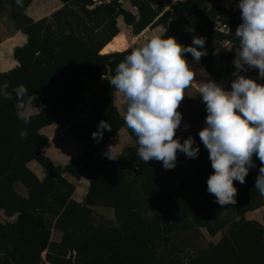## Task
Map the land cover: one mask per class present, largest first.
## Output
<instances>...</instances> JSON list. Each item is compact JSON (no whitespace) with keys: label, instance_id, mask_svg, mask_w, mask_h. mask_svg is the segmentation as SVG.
I'll return each instance as SVG.
<instances>
[{"label":"trees","instance_id":"16d2710c","mask_svg":"<svg viewBox=\"0 0 264 264\" xmlns=\"http://www.w3.org/2000/svg\"><path fill=\"white\" fill-rule=\"evenodd\" d=\"M29 1L20 7L16 0H0L13 27L25 34V41L12 47L16 64L0 70V85L7 83L12 95L0 97V208L14 215L0 221V264H264V216L262 221L243 216L264 204L254 187L258 158L253 156L256 166L244 184L233 181L236 203L221 206L207 191L213 169L200 139L193 145L199 154L190 158L189 170L180 164V152L170 170L156 160L142 162L136 137L110 97L114 88L109 80L134 49L135 35L127 33L126 25L132 34L161 25L162 37H174L183 46L192 45L193 36L204 38L203 49L197 48L206 55L199 62L215 82L228 72L223 88L230 90L239 42L213 29V23L239 25L234 13L222 0H175L165 9L162 0H127L134 10L120 0H60L48 15L33 19L23 11ZM190 14L198 17L194 31H189ZM223 39L229 48L216 50L213 42ZM184 58L193 59L190 53ZM243 75L264 84L257 69L245 66ZM21 85L29 96H37L33 106H45L43 112H31L27 126L15 110L13 89ZM195 100L206 112L199 94ZM101 120L111 131L97 142L91 134ZM51 122L66 126L81 145L80 153L64 164L53 163L41 151L47 136L39 128ZM121 126L133 143L112 160L104 144ZM21 130L27 131L26 139L19 137ZM31 159L44 168L41 178L28 167ZM63 172L86 176L82 200L71 196L74 184ZM16 182L25 187V195L15 189ZM93 205L111 207L113 218L95 222ZM51 226L61 231L58 241L49 239ZM199 227L209 235L220 231V237L199 245Z\"/></svg>","mask_w":264,"mask_h":264},{"label":"clouds","instance_id":"9594fccd","mask_svg":"<svg viewBox=\"0 0 264 264\" xmlns=\"http://www.w3.org/2000/svg\"><path fill=\"white\" fill-rule=\"evenodd\" d=\"M23 7V0H16ZM241 23L235 31L238 51L233 61L236 69L231 89L210 79L197 83L196 73L184 58L185 53L199 61L206 55L205 40L193 36L192 45L183 46L174 37L154 36L142 46L132 49L109 80L112 88L123 97L121 109L126 128L136 137L137 156L142 162H162L165 170L176 166L177 153L197 158L199 147L189 136L183 143L176 138L182 121L178 108L185 90L193 84L206 107L205 126L198 132L207 149L213 172L207 178V191L221 206L235 204L237 189L233 181L245 183L253 156L260 161L254 187L264 196V84L240 75L241 70L254 68L264 79V0H238ZM194 31V29H189ZM202 76L207 74L201 71ZM8 84L0 85V97L11 99ZM17 118L24 125L31 123V109L43 112L44 105L34 107L36 95L29 96L23 85L13 89ZM30 106V107H29ZM188 125H185V130ZM111 125L101 120L91 135L99 142ZM26 130L19 132L26 139ZM115 160L110 148L106 153Z\"/></svg>","mask_w":264,"mask_h":264},{"label":"crops","instance_id":"0c3cea01","mask_svg":"<svg viewBox=\"0 0 264 264\" xmlns=\"http://www.w3.org/2000/svg\"><path fill=\"white\" fill-rule=\"evenodd\" d=\"M61 5L60 0H30L27 5L24 7L23 11L29 15L31 18L36 19L44 15H48L52 10L56 9ZM5 5L0 4V11H4L5 13ZM130 9V8H129ZM132 10V9H130ZM5 15V14H4ZM121 18V16H117L116 20L118 18ZM6 19V18H5ZM188 24L190 29H193L196 24L198 23V18H196V15L190 14L187 17ZM7 23L5 22V30L1 29L0 26V32L4 31L2 35L0 34V70H5L7 68H10L11 66L16 64L15 59L12 57V47L14 45H19L25 41V34L21 32L19 29H16L13 27L12 23L6 19ZM127 29V27H126ZM158 30L157 36H160L161 32L163 31V27L161 25H156L154 27L148 28L144 27L141 30L140 34H143L145 32H153L154 30ZM128 33V31H127ZM129 34V33H128ZM135 35V34H133ZM138 33L135 35L136 45L134 48L142 46L146 41L150 40L152 36H148L147 38H142L140 40H136L138 37ZM133 42V43H134ZM216 42L213 44L214 48L216 50H223L216 47ZM187 63L190 65L192 70L196 73L195 75V81L197 83L201 81H207L211 80L215 82L212 77L206 73V71L203 69L201 63L199 61H196L193 59H185ZM201 71L206 73V76L201 75ZM216 83V82H215ZM223 86V84H220ZM98 86V83L93 84L89 91L96 88ZM227 91V90H226ZM198 94L197 86L193 84L190 88L185 90V100H183L178 108V111L182 115V121L181 123L188 125L187 129L182 130L183 132L177 136L179 140L187 139L189 136H191L194 141L200 139L198 132L205 126V117L207 113L199 107L198 102L195 100V96ZM110 97L114 104L116 105L119 113L123 116L121 104L123 101V97L113 89L110 92ZM30 107V106H29ZM35 107V106H34ZM36 111L35 109H31V112ZM39 131L44 133L47 136V142L49 141V134H51V152H49V148L46 146V144L41 148V151L43 154L47 155L51 158V161L53 163H59L64 164L69 158L76 156L81 151V145L77 143L75 140L71 138V136L68 134L66 126L60 125L58 122H51L47 125H44L39 128ZM133 143V139L130 137V135L127 133L126 129L121 126L119 127L105 142L104 146L107 150L111 151V154L113 156L118 155L121 148L125 145H131ZM188 161L190 163V158L186 157L185 154L181 153L180 156V164L182 165V161ZM28 167L36 174L38 178H41L45 172L44 168L36 162L34 159H31L27 161ZM184 169V168H183ZM63 176L66 177L67 180L71 181L74 184L73 191L71 193V196L75 200H82L83 195L86 191V187L88 184V180L84 174L79 176L78 178L73 177L72 175L68 174L67 172L62 173ZM15 189L25 195L26 189L23 187L19 182H16L14 184ZM258 208V207H256ZM93 212L95 214L94 221H105V220H111L113 218L112 215V209L111 207L102 206V205H93L92 206ZM255 209V208H254ZM248 210V211H252ZM247 211V212H248ZM14 217V215H5L2 212V209L0 208V221L3 220H11ZM53 219H51L52 222ZM61 235V231L54 228L53 226L49 229V239L52 241H58ZM44 250L41 251V256H43ZM44 264H52L46 260H44Z\"/></svg>","mask_w":264,"mask_h":264},{"label":"rangeland","instance_id":"374dc122","mask_svg":"<svg viewBox=\"0 0 264 264\" xmlns=\"http://www.w3.org/2000/svg\"><path fill=\"white\" fill-rule=\"evenodd\" d=\"M121 2H122V4H123V6L124 7H126V8H130V9H132V10H134V7H132L130 4H129V2L127 1V0H120ZM6 7V6H5ZM6 9H5V13H4V11L2 10V11H0V26H1V29L2 30H5V28H6V26H5V22L7 23V21H6V19H8L7 18V14H6ZM5 14V15H4ZM6 18V19H5ZM196 18H198L197 16H196ZM121 19V18H120ZM126 27H127V31H128V33H129V35H133L131 32H130V28H129V26L128 25H126ZM148 28H151V27H148ZM3 33H5L4 31H1L0 32V34L2 35ZM141 33V31L140 32H138V37H137V41L138 40H140V39H142V38H147L149 35L150 36H152V37H154V36H157V34H158V30L156 29V30H154L153 32H151V31H149V32H145V33H143V34H140ZM136 35V34H135ZM136 41L134 42V43H132L131 44V46L133 47H135V45H136ZM213 44H215V41L213 42ZM216 47L217 48H220V49H228L229 48V44H228V41L227 40H225V39H223V40H217V42H216ZM235 57H236V55L234 56V58L232 59V61H234V59H235ZM223 69V68H222ZM235 71H236V69H235ZM234 71V72H235ZM240 75H243V70H241L240 71V73H239ZM228 77V72H226V71H223L222 72V74H221V78L218 80V81H216V83L217 84H225V80H226V78ZM98 85H99V83H98ZM185 98L186 97H184V99L183 100H185ZM182 100V101H183ZM185 125L186 124H184L183 125V123H181V125H180V127H179V129L177 130V132H176V137L177 136H179L182 132H183V130L185 129V128H183V130H182V127H185ZM51 136V135H50ZM46 146L49 148V152H51V142H50V138H49V141H48V143L46 144ZM189 166H190V163L188 162V161H186V160H184V161H182V167L185 169V170H189ZM243 216L245 217V218H255V219H257V220H259V221H262V218H263V216H264V204H262V205H260L258 208H255V209H253L252 211H245L244 213H243ZM220 237V231H217L216 233H214L213 235H209L207 232H206V230H205V228L204 227H199V233L197 234V236H196V240H195V242H197V244H199V245H205L208 241H212V242H215V241H217L218 240V238ZM187 253H191V248H187Z\"/></svg>","mask_w":264,"mask_h":264},{"label":"built area","instance_id":"2783aa9c","mask_svg":"<svg viewBox=\"0 0 264 264\" xmlns=\"http://www.w3.org/2000/svg\"><path fill=\"white\" fill-rule=\"evenodd\" d=\"M174 0H162V7L163 9L169 7L171 5V3ZM221 4L224 6V8H226L227 10L231 11L234 13V21L236 22H242L241 21V15H240V9L238 8L237 4H238V0H222ZM238 25L235 26H231L228 24H225L223 22H220V20L215 19L214 23H213V29L224 33V34H229V35H233L235 36V31ZM215 62L219 63L220 59L218 55H215ZM247 71V70H246Z\"/></svg>","mask_w":264,"mask_h":264},{"label":"water","instance_id":"95a60500","mask_svg":"<svg viewBox=\"0 0 264 264\" xmlns=\"http://www.w3.org/2000/svg\"><path fill=\"white\" fill-rule=\"evenodd\" d=\"M164 31V30H163ZM163 31L161 32L160 36L162 35Z\"/></svg>","mask_w":264,"mask_h":264},{"label":"bare ground","instance_id":"6f19581e","mask_svg":"<svg viewBox=\"0 0 264 264\" xmlns=\"http://www.w3.org/2000/svg\"><path fill=\"white\" fill-rule=\"evenodd\" d=\"M174 2H175V0H174L172 3H174ZM172 3H171V4H172Z\"/></svg>","mask_w":264,"mask_h":264}]
</instances>
